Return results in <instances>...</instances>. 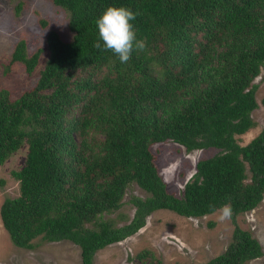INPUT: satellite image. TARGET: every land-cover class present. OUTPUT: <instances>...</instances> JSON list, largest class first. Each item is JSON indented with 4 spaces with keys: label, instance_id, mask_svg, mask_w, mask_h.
Masks as SVG:
<instances>
[{
    "label": "trees",
    "instance_id": "obj_1",
    "mask_svg": "<svg viewBox=\"0 0 264 264\" xmlns=\"http://www.w3.org/2000/svg\"><path fill=\"white\" fill-rule=\"evenodd\" d=\"M62 9L68 41L45 35L46 58L34 83L11 98L0 88V165L23 144L21 167L10 171L18 195L4 198L0 221L10 242L68 240L80 264L135 233L152 211L201 217L230 204L233 229L218 255L194 264H244L262 255L259 242L236 223L264 195V126L247 143L235 135L254 125L252 80L264 69V0H51ZM22 0L13 4L16 16ZM136 13L131 21L143 51L120 63L93 45L96 19L108 7ZM41 27L46 26L40 20ZM30 55L17 40L6 63L30 75ZM264 78V77H263ZM264 107V95L260 99ZM171 141L186 151H218L196 161L181 194L168 192L150 146ZM134 183L131 218H102ZM134 264H161L142 249Z\"/></svg>",
    "mask_w": 264,
    "mask_h": 264
},
{
    "label": "rangeland",
    "instance_id": "obj_2",
    "mask_svg": "<svg viewBox=\"0 0 264 264\" xmlns=\"http://www.w3.org/2000/svg\"><path fill=\"white\" fill-rule=\"evenodd\" d=\"M17 0H0V14L9 20L7 34L0 36V64L6 63L14 40L25 42L29 55L42 48L35 70L27 75L20 64H12L6 74L0 66V88L9 91L14 98L30 87L36 78L37 70L46 58L45 35L48 29H55L62 40L70 39L71 32L66 27V17L62 9L51 0H22V8L15 16L13 4ZM44 20L46 26H40ZM264 69L252 80L255 84L254 99L256 108L250 112L254 123L246 132L235 135L238 144L243 145L254 137L264 126V107L260 103L264 95ZM154 155L158 173L165 183L166 190L180 195L185 181L194 172L196 161L215 154V148L192 149L186 151L171 141L154 143L150 146ZM26 146L23 144L3 164L0 165V204L4 198L18 195V183L10 171L18 170L23 162ZM131 196L144 198L147 194L131 183L125 188L120 206L104 213L102 218H113L117 224L126 223L132 216L134 207ZM219 210V209H218ZM216 210L201 217H183L176 213L160 209L145 217V223L128 237L106 245L93 255L92 264H134V255L149 250L161 264H194L205 262L221 253L229 242L233 224L231 220L221 221ZM236 223L257 239L262 255L246 261L244 264H264V195L255 208L236 216ZM32 249L14 246L0 221V264H80L79 248L68 240H33Z\"/></svg>",
    "mask_w": 264,
    "mask_h": 264
},
{
    "label": "clouds",
    "instance_id": "obj_3",
    "mask_svg": "<svg viewBox=\"0 0 264 264\" xmlns=\"http://www.w3.org/2000/svg\"><path fill=\"white\" fill-rule=\"evenodd\" d=\"M136 13L126 7H108L96 19L95 25L98 40L94 47L101 51H111L120 63H127L133 51H143L146 44L138 40L131 21L136 19ZM219 220L231 219L232 207L230 204L222 205L218 210Z\"/></svg>",
    "mask_w": 264,
    "mask_h": 264
},
{
    "label": "crops",
    "instance_id": "obj_4",
    "mask_svg": "<svg viewBox=\"0 0 264 264\" xmlns=\"http://www.w3.org/2000/svg\"><path fill=\"white\" fill-rule=\"evenodd\" d=\"M60 9V8H59ZM7 27H9V20H8V18H6L5 16H1V14H0V36L2 37V39H3V37L4 36H2V35H7V37L10 35V34H7ZM52 30H54L55 31V29H53V28H51ZM58 34V33H57ZM59 35V34H58ZM70 38H71V36H70ZM1 39V40H2ZM0 40V42H2ZM69 40V39H68ZM68 40H65V41H68ZM14 42H16V40H14ZM13 48V47H12ZM12 50V49H11ZM25 50H26V47H25ZM11 52V51H10ZM28 55V54H27ZM30 55V54H29Z\"/></svg>",
    "mask_w": 264,
    "mask_h": 264
}]
</instances>
